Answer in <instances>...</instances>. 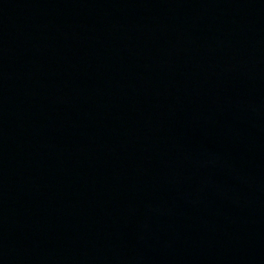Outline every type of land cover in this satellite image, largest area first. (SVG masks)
I'll return each instance as SVG.
<instances>
[{"label":"water","instance_id":"water-1","mask_svg":"<svg viewBox=\"0 0 264 264\" xmlns=\"http://www.w3.org/2000/svg\"><path fill=\"white\" fill-rule=\"evenodd\" d=\"M0 264H264V0H0Z\"/></svg>","mask_w":264,"mask_h":264}]
</instances>
